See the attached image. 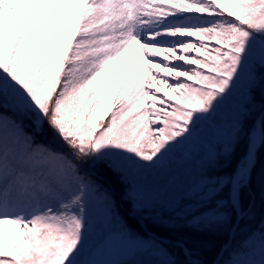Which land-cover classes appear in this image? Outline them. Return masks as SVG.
I'll return each mask as SVG.
<instances>
[{
	"label": "snow or ice",
	"instance_id": "obj_1",
	"mask_svg": "<svg viewBox=\"0 0 264 264\" xmlns=\"http://www.w3.org/2000/svg\"><path fill=\"white\" fill-rule=\"evenodd\" d=\"M132 44L135 82L112 93ZM208 124L182 182L173 157ZM261 157L264 0H0V264H101L117 242L157 257L143 264H205L130 224L177 219L229 225L212 264H264Z\"/></svg>",
	"mask_w": 264,
	"mask_h": 264
},
{
	"label": "trees",
	"instance_id": "obj_2",
	"mask_svg": "<svg viewBox=\"0 0 264 264\" xmlns=\"http://www.w3.org/2000/svg\"><path fill=\"white\" fill-rule=\"evenodd\" d=\"M257 101L259 102L261 97L259 93H257ZM238 158V157H237ZM235 160L234 163L231 164V168L228 169L229 171L235 168L236 165ZM264 163V157H261V159L258 160L257 164V175L259 174V169L261 164ZM225 172V169H218V170H212L209 172L210 175L215 174H223ZM252 193L256 197V203L258 207V214H257V220L253 222L252 227H255V224L259 222V210L262 209L264 211V208L261 206V202L259 199V188L254 184L252 188ZM242 199L247 202L249 199L248 190H242ZM126 211V208H125ZM225 211H231V209H225ZM130 224L135 232L140 233L141 235H144V231L142 230L141 226L137 224L135 221H130ZM176 227L167 228L162 227L158 225H154L152 223L147 224V231L151 233H155L159 237H167L170 240L175 241L176 239H183L187 242L188 246L198 252V256L196 258L202 260L205 262V264H212V261L216 258V250L219 248V246L228 239L226 229L229 227L226 223L216 222L211 224L209 227H205L203 224H201L198 228H193L187 226L184 220L177 219L176 220ZM246 233H240L237 235L236 239L232 242L233 247H235L237 244H239L240 240L243 239V236ZM179 258L181 261L184 260V256L182 252L179 249H176Z\"/></svg>",
	"mask_w": 264,
	"mask_h": 264
},
{
	"label": "rangeland",
	"instance_id": "obj_3",
	"mask_svg": "<svg viewBox=\"0 0 264 264\" xmlns=\"http://www.w3.org/2000/svg\"><path fill=\"white\" fill-rule=\"evenodd\" d=\"M213 128L214 125L211 124L202 126L201 135L196 140L190 142L187 146L179 150L178 155L184 157L186 161H193V163H191L190 166H193L194 168L191 174L189 175V177L183 181L190 182L192 179L196 177V173L198 171L196 165L199 163V161L195 159L193 160L186 159V157H189V154H194L198 151L199 145L204 140L209 139L211 137ZM242 155H243L242 152L237 151V153L235 154L232 160V163H234L236 159L238 161V159H240ZM212 170L213 169H209V172ZM214 170H218V169H214ZM165 178H166L165 173H161L159 176H155V179L158 182H162ZM142 223L144 224V222ZM169 248L170 251H172L173 254L176 256V258L179 261H181V259L178 256L176 248H172L171 245H169ZM244 258L245 257L243 256L239 257V259H244ZM98 259L101 261V264H143V262L155 260L157 259V257L152 255L150 252L138 249L137 247L133 246L132 242H124V243L117 242V243H113L105 250H102Z\"/></svg>",
	"mask_w": 264,
	"mask_h": 264
},
{
	"label": "bare ground",
	"instance_id": "obj_4",
	"mask_svg": "<svg viewBox=\"0 0 264 264\" xmlns=\"http://www.w3.org/2000/svg\"><path fill=\"white\" fill-rule=\"evenodd\" d=\"M138 47L139 46L136 44L129 46V48L125 50L124 55L115 62V68H110L105 71L103 78L108 79L110 92L114 93L116 87L120 84L135 82L134 76L130 78V70L134 71L140 67L139 58L135 55ZM109 72H112L111 76H109ZM135 75H138V73H135ZM151 80L152 74H146V81L150 82ZM167 90L168 89H165V91ZM172 163L170 170L179 175L182 181L188 178L194 169L193 166H190L193 161H186L184 157L178 154L173 157ZM168 171L169 169H166L165 173Z\"/></svg>",
	"mask_w": 264,
	"mask_h": 264
}]
</instances>
